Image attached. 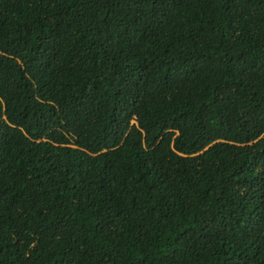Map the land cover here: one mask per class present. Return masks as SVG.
<instances>
[{
  "label": "trees",
  "instance_id": "trees-1",
  "mask_svg": "<svg viewBox=\"0 0 264 264\" xmlns=\"http://www.w3.org/2000/svg\"><path fill=\"white\" fill-rule=\"evenodd\" d=\"M0 264H264V0H0Z\"/></svg>",
  "mask_w": 264,
  "mask_h": 264
}]
</instances>
